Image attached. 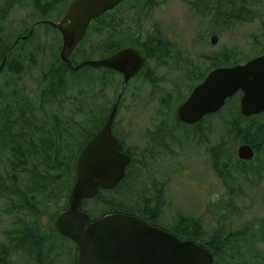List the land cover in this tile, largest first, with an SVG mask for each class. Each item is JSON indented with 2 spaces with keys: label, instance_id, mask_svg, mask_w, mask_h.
<instances>
[{
  "label": "rangeland",
  "instance_id": "374dc122",
  "mask_svg": "<svg viewBox=\"0 0 264 264\" xmlns=\"http://www.w3.org/2000/svg\"><path fill=\"white\" fill-rule=\"evenodd\" d=\"M216 1L218 0H126L105 17L102 24L105 27L98 29L95 24L94 30H91L82 43L80 50L86 54L97 49V46L100 47L106 39L118 40L130 47L136 40L143 43L147 37L159 32L172 45L170 48L174 56L171 59L147 60L145 71L130 80L121 95L114 118L115 130L135 152H138V147L144 142L143 134L161 128L162 118L171 115L188 93L192 85L188 76L191 73H206L210 66L207 58L220 54L225 47L235 49L238 57L242 58V63L264 52V0H252L251 4H247V10L239 13L243 20L233 23L227 32L220 31L224 23L223 17L210 14L216 8ZM70 2L71 0L53 1L45 11H40L35 7L34 0H0V63L4 48L13 46L16 38L18 39L8 54L6 66L4 62L5 68L3 66L0 71L1 89H15L17 85L35 89L41 72L48 68L54 58L59 57L62 45L59 31L41 21L58 22ZM212 35L218 36L215 45L210 43ZM23 36L26 37L22 38ZM97 58L94 56L92 59ZM13 66L24 68V72L18 74ZM144 73L150 74L151 82L147 81L149 79L145 78ZM100 76L103 77L101 69H83L75 76L68 77V89L64 97H61V106L58 108L55 103L48 104L46 110L51 114L58 113L60 120L71 124L80 123L86 129H91L99 117L109 113L108 109H111L117 99L123 83L121 74L108 73V85L100 88L97 82ZM216 126L218 129L220 125ZM70 131L77 135L78 131ZM73 140L72 144L75 143ZM195 149L190 146L177 149L175 159L163 162L162 169L159 167V173L155 176L158 181H168L169 167L174 170L171 174L174 181L168 182L169 185L164 189L170 203L169 206L165 205V211L174 214L208 212V207L202 205L206 197L209 195L210 199H214L217 196L218 199V195H222L209 211L216 208L215 212L240 214L229 215V218H233L231 221L236 223L235 228L241 222H249L255 226L252 230L257 233L258 238L253 242L252 248L259 255H256L257 259L252 264H264V165L260 166L254 161L253 165L259 167L256 176L237 173L230 167L228 172L233 179L227 177L226 182L231 189L227 191L229 194L226 199H222L224 195L221 191L226 188L212 169L205 176L207 160L203 147ZM253 165L248 168L253 169ZM203 182L208 193L206 195L202 190ZM198 200L202 202L198 203ZM5 206L0 199V233L10 228L17 217L19 219L24 214L6 213L2 210ZM221 206H225V209ZM229 229L226 228L224 232L231 231ZM68 244L71 245L69 242ZM235 255L234 249L226 248V251L216 257L215 264H228L227 262L235 259Z\"/></svg>",
  "mask_w": 264,
  "mask_h": 264
},
{
  "label": "trees",
  "instance_id": "16d2710c",
  "mask_svg": "<svg viewBox=\"0 0 264 264\" xmlns=\"http://www.w3.org/2000/svg\"><path fill=\"white\" fill-rule=\"evenodd\" d=\"M53 1L57 0H34V4L40 11H45ZM252 2L218 0L215 10L210 11V14L223 17L220 31L227 32L233 23L243 20L239 13L246 11L247 4ZM109 14L110 11L91 21L85 36L69 55L72 66L94 56L106 57L125 47L118 40L106 39L100 47L97 46V49L89 53L80 50L95 24L98 29L105 27L102 24ZM171 46L166 36L159 32L147 37L143 43L136 40L132 44V47L142 50L148 58L161 60L174 56ZM207 59L210 61V69L234 66L243 61L237 51L230 47H225L220 54ZM13 68L18 74L24 72V68L19 66ZM83 69L103 70V77L97 79L100 88L108 85V73L115 74L104 67L84 66L73 71L68 63L56 57L41 72L35 89L27 85H17L15 89L0 88V199L6 205L2 210L9 214L24 213L19 219L17 217L10 228L0 233V264H77V244L58 233L53 223L58 213L67 207L68 196L75 181L78 153L101 127L108 112L99 117L91 129H86L80 123L71 124L60 120V115L49 113L46 106L55 103L59 108L61 97H64L68 89V77L75 76ZM208 122L211 168L226 181L229 169L221 165L220 149L233 147L237 141L246 142L254 148L264 147V125L227 123L219 118V114L209 116ZM218 124L220 126L217 129ZM70 130L78 131L79 136ZM206 131L194 129L190 133L178 128V149L192 146L189 144L191 141L194 145L202 144ZM139 158L132 156L126 176L113 188L99 189L94 197L82 201V207L90 218L96 219L115 212L144 213L160 210L162 187L152 181L159 172H150L148 166L143 164L142 157ZM165 160L162 157L150 163L162 164ZM177 221L184 222L180 217ZM215 235L211 233L205 239L213 242L212 239L219 236ZM218 242L215 239L210 246L215 247ZM215 250L217 255L222 253L220 249ZM254 253L255 257L259 255L257 250Z\"/></svg>",
  "mask_w": 264,
  "mask_h": 264
},
{
  "label": "water",
  "instance_id": "95a60500",
  "mask_svg": "<svg viewBox=\"0 0 264 264\" xmlns=\"http://www.w3.org/2000/svg\"><path fill=\"white\" fill-rule=\"evenodd\" d=\"M123 1L72 0L58 22L41 21L61 34L59 57L73 71L84 66L104 67L123 75L117 101L102 127L78 153L68 204L56 216L54 228L77 244V264H213V255L206 249L191 241H180L134 215L109 213L92 219L82 207L83 200L94 197L99 189L113 188L125 175L130 156L121 150L112 134V124L125 84L142 69L144 58L135 47H123L109 56L85 59L72 66L69 55L85 36L91 21ZM217 40L218 36L212 35L210 43L215 45ZM238 90L243 92V114L264 111V56L211 70L178 106L177 118L184 124L197 123L204 115L219 110ZM252 155L250 146L239 147L240 158L249 159Z\"/></svg>",
  "mask_w": 264,
  "mask_h": 264
},
{
  "label": "flooded vegetation",
  "instance_id": "af4514ba",
  "mask_svg": "<svg viewBox=\"0 0 264 264\" xmlns=\"http://www.w3.org/2000/svg\"><path fill=\"white\" fill-rule=\"evenodd\" d=\"M29 33H30V31H29ZM17 40L18 39L16 38V41L14 42L13 46H15L17 44ZM13 46H9L7 48H4V50H3L1 62L5 59L4 60L5 66L7 64L8 54L12 50ZM76 47L74 48V50L76 49ZM125 47H129V46H125ZM130 47H132V46H130ZM135 48L138 49L140 51L141 55L143 56L144 66L142 67V69L137 74H135L132 78H130L127 81V83L145 71L144 69H145L147 60L154 59V58H148L142 50H140L137 47H135ZM261 56H264V52H261L260 54L252 56L248 60L253 59V58H257V57H261ZM5 66H4V68H5ZM212 69H214V68H212ZM212 69H210L208 67V70L206 71V73H203V74H193V73H191L190 75L188 74L189 75L188 78L191 80V83H192L191 87L189 88L188 93L178 103V105L175 107V110H173L171 115H168L166 117L164 116L162 118L161 128H158L157 130H154V131L145 132L143 134L142 138H143L144 142L141 143V147H138V149H137L138 152H135L134 148L132 146L125 143L123 140V136H121L120 133L115 130L116 125H115V119H114L113 124H112V134L114 136H116V138L118 139V142L121 144V150L130 156V162L128 165H130V163H131L132 156L136 155V157H138V158L140 157L139 159H141V157H142V160L144 161L143 164L148 166V169L150 172H159V169H160L159 167H161V169H162L163 164H153L150 162L157 161L158 158H162V157H164L166 159L165 161L169 160V162H172L175 159L176 152L178 149V137H176V136H178V134H177L178 128H181L184 131H190V133H193L192 131L194 129H197V131H199L200 129H203V131H206L208 128L207 124L209 123L208 122L209 116L214 115V114H219V118H221L223 122L229 121V122L237 123V124L241 123V122H249V123H255V124L262 123L264 125V111H260V112L253 113L250 115L243 114V112L241 110V98L243 96V92L241 90L236 91L231 97L227 98L225 100L223 106L219 110H217L216 112L204 115L203 118L197 123L184 124L178 120L177 115H176V110H177L178 106L186 100V98L188 97V95L190 94L192 89L196 85L201 83L204 80V78L206 77V75ZM117 74H120V73H117ZM143 75L145 76V78L149 79L147 81H149V82L152 81V80H150L151 79L150 74L144 73ZM122 78H123V75H122ZM127 83L125 84V87H126ZM122 85H123V83H122ZM124 90H125V88H124ZM118 96H119V94H118ZM118 96H117V99H118ZM120 98H119V100H120ZM117 99H116V101H117ZM115 102H114V104H115ZM118 105H119V102H118ZM117 108H118V106H117ZM110 110H109V112H110ZM102 125H101V127H102ZM207 132H208V130L206 132H204V135L206 134V136H203L204 138H203L202 144L198 143V144L194 145L193 141L190 142V144H192V146H190V148H194V150H196L195 148H197L199 146L203 147V149H202L204 152L203 154H205L206 160H207L206 161L207 164L206 165L203 164V166L205 165V167H206L205 169H207V172L205 175L206 177L209 174L208 170L212 169L211 164H210V159H209V140H208ZM235 144H238V146L235 147L236 146ZM235 144H233V147H230V148L223 147L220 149V154H221L220 160H221L222 167L226 168L227 170L231 167V169H235L237 171V173L244 174V175L251 173V174L256 176L257 170L259 169V167L256 165H253V164H254V161H256L257 163H259L260 166L264 165V147L254 148L246 142H238V141ZM243 144L250 146L252 151H253V155L249 159H244V158L239 157V147ZM257 155H261V156L258 157ZM171 164L172 163H170V166H171ZM128 165H127V167H128ZM252 165L254 166L253 169L248 168L249 166H252ZM127 167L125 169L124 177L127 174ZM169 168H170V171H169L168 181L167 180H159L158 181V179H156V178H155V180H152L153 182H156V183L158 182L160 184V186L162 187V191H161L162 203H161V207L159 206L160 210L157 212L123 213V214L134 215V216L144 220L148 224L155 226L161 230H164L169 234H172L173 236H175L180 241H191V242L195 243L196 245L206 249L207 251H209L213 255V264H215L216 257H218V255L215 254L216 248L218 250L220 249V252L226 251V248L234 249V251L236 252L235 259H233L229 262L226 261L228 264H252L253 261H256L257 258L255 257L254 248H252L253 242L258 238L257 233L253 232V230H252V228L254 229L255 226H253L249 222L248 223L247 222L246 223L241 222L238 224L237 228H235L234 225H236V223L234 224L231 221L233 218H229V215L231 214L234 216L235 215L239 216L240 214L230 213V212L224 213L223 211L215 212L214 210L216 208L211 212L209 211L212 208V205L219 198H221L222 195L221 196L218 195V199H217V196H215L214 199H210L209 195H208V197L205 196L206 201H203L202 205L204 204V207H206V208L208 207V212H201V213L188 212V213H184V214H181V213L180 214H174V213H171L170 211H165V205L169 206L170 203L167 201L168 198L165 195L164 189L169 185L168 182L170 183V182L174 181L173 180L174 177L171 175V174H173L174 170L172 169V167H169ZM176 170H177V168H176ZM212 171L216 174L217 178L222 182L223 187L226 188V190L223 189L221 191V193L224 195V197H222V199H226L227 194H229V192H227V191L229 189H231L230 185L227 184L226 181L222 180V178L220 177L221 175L219 173H217L213 169H212ZM226 177H229V179H233V176H231V173H229V172H228ZM230 184H231V181H230ZM202 188H203L202 190L204 191V193L206 195L207 189H206V186L204 185V182H203ZM199 202H202V201L198 200V203ZM221 207H222V209H225V206H221ZM115 213H120V212H115ZM178 217L182 218V220L184 222L179 223L177 221ZM226 220H230L231 223L230 222H224ZM221 228H224V229H221ZM226 228L227 229L235 228V230L229 229L231 231L224 232ZM211 233L219 235L218 238H215V239L219 240L218 244H215V247H214V245L210 246V243L215 242V239H212L213 242L205 239V238H207L206 236L210 235ZM250 242H252V243H250Z\"/></svg>",
  "mask_w": 264,
  "mask_h": 264
}]
</instances>
